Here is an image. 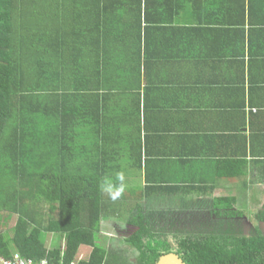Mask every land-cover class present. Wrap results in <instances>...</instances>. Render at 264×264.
I'll use <instances>...</instances> for the list:
<instances>
[{
  "label": "trees",
  "instance_id": "trees-1",
  "mask_svg": "<svg viewBox=\"0 0 264 264\" xmlns=\"http://www.w3.org/2000/svg\"><path fill=\"white\" fill-rule=\"evenodd\" d=\"M263 69L264 0H0V260L264 264V209L247 231L230 197L213 200L214 222L163 225L159 202L125 183L141 153L120 147L179 80L218 79L246 125L264 112L252 98ZM110 220L136 228L121 241L135 262L101 245Z\"/></svg>",
  "mask_w": 264,
  "mask_h": 264
},
{
  "label": "crops",
  "instance_id": "crops-1",
  "mask_svg": "<svg viewBox=\"0 0 264 264\" xmlns=\"http://www.w3.org/2000/svg\"><path fill=\"white\" fill-rule=\"evenodd\" d=\"M262 73L256 76L252 98L264 105V69ZM217 80L208 78L202 88L191 89L175 81L181 89L164 90L159 103L139 112L146 125L122 136L120 147L132 155L140 152L141 166H136V156L130 157L124 179L139 185V193L158 201L161 210L171 207V216L212 217L213 200L230 197L249 220L264 209V112L242 126Z\"/></svg>",
  "mask_w": 264,
  "mask_h": 264
},
{
  "label": "rangeland",
  "instance_id": "rangeland-1",
  "mask_svg": "<svg viewBox=\"0 0 264 264\" xmlns=\"http://www.w3.org/2000/svg\"><path fill=\"white\" fill-rule=\"evenodd\" d=\"M156 206H160L159 203H156ZM161 210V209H159ZM170 211L173 212V209L171 210V207L166 209L165 208V213L168 214L169 216L167 217H161L160 219L162 221L163 225H169L171 223L175 224V227L178 228H193L197 227L200 225H203L206 222L212 221L214 222L216 219V216H209L210 213H206L205 215H198V216H193V215H188V216H183V215H176V216H171ZM58 212L54 213V217H56ZM212 215V214H211ZM157 218L156 216H154ZM210 219V220H209ZM167 222V223H164ZM257 224L255 217H251L249 220L247 219L246 216L241 217L240 219V225L242 228L246 229L247 231L248 228L252 227L253 225ZM134 226H130L126 223L117 221V220H110L103 222L100 227V236L101 237V245H103L106 249L110 250L112 252L111 256L113 254L117 255L118 257L123 256L124 258L128 259V261L133 260L135 262V258L137 255L134 254V252L131 250V248L126 245H122L121 241L124 240L125 237H129L134 231H135ZM8 229H4V231H7ZM54 241V239H53ZM100 241V240H99ZM51 239H48V243L50 244ZM52 243V242H51ZM123 248L127 254H123L121 251H118L119 248ZM91 249L90 248H83L80 252V257L81 258H86L87 255L90 253ZM137 259V258H136ZM132 261V262H133Z\"/></svg>",
  "mask_w": 264,
  "mask_h": 264
},
{
  "label": "built area",
  "instance_id": "built-area-1",
  "mask_svg": "<svg viewBox=\"0 0 264 264\" xmlns=\"http://www.w3.org/2000/svg\"><path fill=\"white\" fill-rule=\"evenodd\" d=\"M0 264H50V263L47 261H43L41 263H34L31 260H26L20 254H15L14 257L10 260H5V259L0 260Z\"/></svg>",
  "mask_w": 264,
  "mask_h": 264
},
{
  "label": "water",
  "instance_id": "water-1",
  "mask_svg": "<svg viewBox=\"0 0 264 264\" xmlns=\"http://www.w3.org/2000/svg\"><path fill=\"white\" fill-rule=\"evenodd\" d=\"M158 264H186V263L177 254L169 253L162 256Z\"/></svg>",
  "mask_w": 264,
  "mask_h": 264
},
{
  "label": "clouds",
  "instance_id": "clouds-1",
  "mask_svg": "<svg viewBox=\"0 0 264 264\" xmlns=\"http://www.w3.org/2000/svg\"><path fill=\"white\" fill-rule=\"evenodd\" d=\"M121 179H123V176L121 175V177H120ZM109 191L111 190V186H109V189H108ZM123 191V187L121 186L117 191H116V196H119V194L121 193ZM113 198H115V197H113ZM81 258V257H80ZM76 264V263H75Z\"/></svg>",
  "mask_w": 264,
  "mask_h": 264
},
{
  "label": "flooded vegetation",
  "instance_id": "flooded-vegetation-1",
  "mask_svg": "<svg viewBox=\"0 0 264 264\" xmlns=\"http://www.w3.org/2000/svg\"><path fill=\"white\" fill-rule=\"evenodd\" d=\"M252 227L248 228L247 230H251ZM263 229V228H262ZM178 255V254H177ZM180 258H182L180 255H178ZM183 259V258H182ZM184 260V259H183ZM185 262V261H184ZM158 264V263H157Z\"/></svg>",
  "mask_w": 264,
  "mask_h": 264
}]
</instances>
